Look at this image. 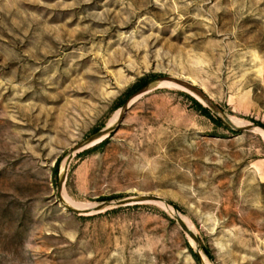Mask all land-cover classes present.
<instances>
[{
  "label": "rangeland",
  "instance_id": "rangeland-1",
  "mask_svg": "<svg viewBox=\"0 0 264 264\" xmlns=\"http://www.w3.org/2000/svg\"><path fill=\"white\" fill-rule=\"evenodd\" d=\"M264 0H0V264H264ZM115 130L72 157L108 126ZM205 107L209 115L198 106ZM69 202V201H68Z\"/></svg>",
  "mask_w": 264,
  "mask_h": 264
},
{
  "label": "water",
  "instance_id": "water-1",
  "mask_svg": "<svg viewBox=\"0 0 264 264\" xmlns=\"http://www.w3.org/2000/svg\"><path fill=\"white\" fill-rule=\"evenodd\" d=\"M157 81H165V82L173 83L175 85H178V86L184 88L188 92L196 95L199 99H197L196 97L195 98L199 102L204 104V106H206L214 114L219 116V118L225 123V125H227L229 128H231L235 131L251 130V129H255L256 127L260 128L262 131H264V127L257 126L255 124H248V125H242V126L234 125L233 123H231L229 121V118H228L227 114L223 111V109L215 101H213V99H211V97L209 95H207L201 88L195 86L193 83H191L189 81H186L184 79H180L177 77L169 76V75L160 76L157 79H154L151 82L146 83L141 88L136 90L129 98H131L132 96L137 95L139 93L147 91L148 89L153 87L154 84L157 83ZM128 100L129 99H127L122 104L119 116L113 125L97 130L96 132L89 135L84 141L79 143L76 147H74L71 150V152L68 156V159L64 165V168L62 170V173H60L59 181H58V194L60 196L61 201L64 203L65 207L72 210L75 213H86V212H89L90 208L79 209V208L73 207L72 205L68 204L63 197V188H64L66 176H67L69 163H70L72 157L74 156V154L77 150L82 149V148H86L87 146L95 143L96 141L107 137L113 130L116 129L119 122L123 118L124 112L126 111V109L128 107V104H127ZM146 201L164 203L168 206H171L173 208V210L176 213H178L177 209L174 207V205H172V203L169 200H167L163 197L157 196V195H139V196L125 197V198H121L118 200H107V201H104L100 204L94 205L93 207H91V209L98 210V209H101V208L108 206V205H123V204H128V203H139V202H146ZM174 217H175L178 225L182 228V230L195 242L194 254H195L197 261L199 262V264H204L202 253L206 254V248H205L202 240L193 230H191L189 228V226L183 221V219L179 215H174Z\"/></svg>",
  "mask_w": 264,
  "mask_h": 264
},
{
  "label": "bare ground",
  "instance_id": "bare-ground-1",
  "mask_svg": "<svg viewBox=\"0 0 264 264\" xmlns=\"http://www.w3.org/2000/svg\"><path fill=\"white\" fill-rule=\"evenodd\" d=\"M169 83V82H168ZM180 87V86H179ZM182 88V87H181ZM184 89V88H183ZM192 94V93H191ZM192 95H194V94H192ZM197 99H199L196 95H194ZM119 113H120V111H118L117 113H116V115L113 117V119L111 120V123L108 125V126H106V127H109V126H111V125H113L115 122H116V120H117V118H118V116H119ZM228 116V118H229V121L231 122V123H233L234 125H237V126H242V123H240L239 121H237L236 119H234V118H232L231 116H229V115H227ZM244 125H248V124H244ZM256 130H258V131H261L262 133H264V131H262L260 128H258V127H256L255 128ZM99 141V140H98ZM65 201L68 203V204H70V205H72L73 207H76V208H79V209H88L89 207H85L84 205H82V204H78V203H75V202H73V201H71V200H66V198H65ZM69 201V202H68ZM169 210L174 214V215H179L178 213H176L174 210H173V208L171 207V206H169ZM180 216V215H179ZM182 219H183V221L188 225V223L185 221V219L183 218V217H181ZM189 226V228L192 230V228H191V226L190 225H188ZM203 263L204 264H208L207 263V261L205 260V258L203 257Z\"/></svg>",
  "mask_w": 264,
  "mask_h": 264
},
{
  "label": "trees",
  "instance_id": "trees-1",
  "mask_svg": "<svg viewBox=\"0 0 264 264\" xmlns=\"http://www.w3.org/2000/svg\"><path fill=\"white\" fill-rule=\"evenodd\" d=\"M197 104H198V106L202 109V111H203L205 114L209 115V113L206 111L207 109H206L205 107H202V105H201L200 103H198V102H197ZM261 126L264 127V125H261Z\"/></svg>",
  "mask_w": 264,
  "mask_h": 264
}]
</instances>
